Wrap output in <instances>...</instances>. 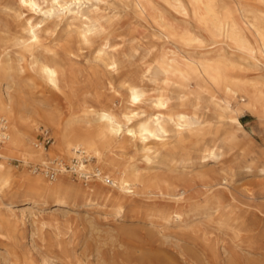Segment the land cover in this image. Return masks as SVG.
I'll use <instances>...</instances> for the list:
<instances>
[{
	"label": "rangeland",
	"instance_id": "1",
	"mask_svg": "<svg viewBox=\"0 0 264 264\" xmlns=\"http://www.w3.org/2000/svg\"><path fill=\"white\" fill-rule=\"evenodd\" d=\"M147 1L166 21L187 27L200 35L202 46L167 42L157 30L156 12L150 8L146 13H140L134 8L133 0L99 1L105 31L102 33L104 35L94 38L90 45H81L75 33L67 34L64 23L58 28L50 25V30L42 35V44L48 47L56 42L61 58L71 71L66 87L60 92H52L48 88L44 92L46 102L61 120L64 121L70 113L79 116L82 109L87 107L109 109L116 113L131 107L127 104V93L122 86L125 81L140 86L148 96L156 95L164 85L160 79L154 83L146 70L163 53L197 57L205 51L202 49L205 45L208 46L206 49H219L235 57L239 63L235 75L239 78L264 80V57L257 54L258 62L241 60L238 57L241 54L229 42L211 38L193 17L184 18L162 0ZM217 1L234 10L244 34L251 46L256 48L258 41L252 30L246 27L245 20L252 19L250 11L264 12V1ZM92 2L98 3L97 0ZM45 5L42 4L43 7ZM31 12L20 9L17 0H0V44L8 46L9 52L14 51L13 37L21 31L20 19ZM7 29H11L9 32L13 34L4 31ZM105 42L111 46L118 60L116 72L108 73L96 60L97 49ZM63 49L68 51L64 52ZM157 54L159 57H156ZM168 94L172 98L171 113L194 110L192 98L188 103H180L176 92ZM219 95L222 96L221 93ZM198 106V115L204 121L206 135L188 139L186 142L189 145L186 142L183 145L169 143L167 148L176 146V151L163 152L166 161L174 158L177 162L187 154L191 158V166H182L179 162L175 165H149L138 142L123 141L122 149L114 148L106 152L108 161H115L120 167L135 165L147 178L162 177L172 186L181 185L184 175L188 173L187 191L181 199L177 201L165 195L162 198L145 189L138 196H121L108 184L99 187L91 182L89 187L94 189L93 192L86 187V178L76 179V175L71 174V179L63 180L70 193L63 204H58L50 193L33 192L20 178L16 179L0 194V217L10 223L6 227L0 223V264H264V108L240 116L242 130L235 132L237 142L228 145L223 140L227 130L229 132L231 129L216 119L214 106L206 100ZM142 110L145 113L153 112L149 103ZM219 125H224L221 128L223 131L217 130ZM210 126L217 132L211 131ZM46 133L52 138L54 131ZM35 141L44 145V139L38 133ZM52 141L45 147L49 148ZM213 146L218 147L222 155L216 159H202L200 150ZM63 162L65 165L66 161ZM10 163L15 175L23 172L31 178L39 177L47 184L52 181L41 173L39 165L23 166L15 159ZM36 167L39 168L36 172L38 176L33 171ZM157 172L159 174L156 175ZM196 173H203L201 180ZM55 178L61 179L59 174ZM210 182V186L206 185ZM162 189L166 192L171 190L166 185H162ZM95 190H100L102 194ZM107 191L111 192L108 199L103 197ZM27 206L37 214V218L27 216L25 221H21L19 215L11 218L12 210L19 214L18 209ZM173 211H180L182 220L179 223L171 220L165 222L162 215Z\"/></svg>",
	"mask_w": 264,
	"mask_h": 264
},
{
	"label": "bare ground",
	"instance_id": "2",
	"mask_svg": "<svg viewBox=\"0 0 264 264\" xmlns=\"http://www.w3.org/2000/svg\"><path fill=\"white\" fill-rule=\"evenodd\" d=\"M92 1L17 0L20 9L33 12L20 19L21 31L18 36L13 37V44L11 43L14 48L13 52L8 51V46L0 44V137L2 138L0 140V194L20 178L33 192L50 193L55 196L58 204H63L66 195L70 193L69 189L63 185V180L71 179V174H74L76 179L86 178V187L90 190L92 188L89 187V183L95 182L99 187L108 184L121 196H138L140 191L145 189L149 193L161 195L162 198L165 195L178 201L187 191V180L190 176L188 173L184 175L181 185L172 186L171 182L167 183L165 178L161 179L162 177L149 176L147 178L135 165L120 167L114 163L115 161H108L106 152L114 148L122 149L123 141L138 142L149 165L156 163L175 165L179 162L182 166H191V158L186 156L187 154L177 162L174 158L166 161L163 152L169 153L176 149V146L167 148L169 143L183 145L188 139L200 138L205 134L204 121L198 115L199 103L206 100L214 106L216 119L219 122H224L231 129L229 132L227 130L228 133L226 132L227 135L223 142L228 145L236 143L238 137L235 132L242 130L240 116L244 113H256L264 108V80L251 81L239 78L235 75L239 64L235 57H231L219 49H206L208 46L205 45L202 48L205 51L197 57L189 54L163 53L154 62V65L146 70L147 75L154 83L160 79L164 85V88L159 89L156 95L148 96L140 86L125 81L122 86L127 93V104L129 103L131 107L120 109L119 113L109 109L95 110L94 107H87L82 109L79 116L70 113L63 121L46 102L44 92L45 88L52 92H60L64 86L66 87L65 84L71 71L60 56L57 43L53 42L51 46L47 47L42 44L41 38L50 30V25L58 28L64 23L67 34L75 33L81 45H90L94 38L105 31L103 24L105 20H102L100 0H97L98 3ZM162 1L184 18L193 17L211 38L229 42L241 54L238 55L241 60L251 59L258 62L260 60L257 54L264 57L263 11H250L252 19L245 20L246 27L252 30L258 41L257 47L254 48L235 17L234 10L229 5H221L217 0ZM42 4H46L45 7ZM133 5L140 13H146L150 8L154 13L156 12L157 30L167 42L179 41L188 46L193 44L202 46L203 39L200 35L187 27H179L166 21L164 16L157 12L147 0H133ZM116 17L118 16L114 18ZM10 30L4 31L13 34L12 31L9 32ZM113 30L115 32V29ZM77 40L76 43H78ZM63 50L64 52L68 51L67 49ZM183 53L185 52L183 51ZM96 60L108 73L118 70V60L108 42L103 43L97 49ZM38 87L41 89L38 90ZM168 92H176L180 103H188L187 101L193 99L194 110L192 112L185 110H176L175 112L173 110L175 113H171L172 98ZM147 103L153 108L152 113H145L142 110ZM212 121L214 122V120ZM219 127L217 130L223 131L220 125ZM50 130H53L54 133L49 148L44 147L41 142L35 141L37 133L43 135ZM217 130H214V127L211 128V131L217 132ZM194 144L196 143L192 145ZM187 145L189 144L187 143ZM203 145L205 146V144ZM200 152V157L205 160L216 159L222 155L216 146L204 147ZM13 159L20 161L23 166L39 165L41 173L43 170L51 169L54 174H59L61 179H56V175H54L52 181L54 180L55 183L50 181L47 184L39 177L31 178L23 172L15 175L10 166V161ZM63 160L66 161L65 165ZM34 169L33 171H35ZM38 175L37 173L36 176ZM196 175L200 176L201 180L203 173H196ZM162 185L170 187V192L164 191ZM206 185L210 186L211 182ZM91 191L94 192V189ZM95 192L101 193L100 190H95ZM110 196V191L103 193V197L106 199ZM211 199H213L212 196ZM26 208L28 209L27 213ZM29 209L31 208L28 206L18 209L19 214H15L12 210L11 218L18 215L21 217L19 218L21 221H25L27 216L37 218V214ZM182 216L180 211H173L164 213L162 218L165 222L171 220L179 223ZM2 218L0 217L2 226L10 225L9 220L3 221ZM139 258L138 260L141 259Z\"/></svg>",
	"mask_w": 264,
	"mask_h": 264
},
{
	"label": "built area",
	"instance_id": "3",
	"mask_svg": "<svg viewBox=\"0 0 264 264\" xmlns=\"http://www.w3.org/2000/svg\"><path fill=\"white\" fill-rule=\"evenodd\" d=\"M41 136H42V139H44V147H45L46 145H48V144L50 143L51 138H50V136H48L47 133H45V134H43V135H41ZM0 140H2L1 137H0ZM34 170H35V171H38L39 168L36 167ZM42 173H43V175H44L46 178H48V179H50V180H52L53 177H54V172H53L51 169L43 170Z\"/></svg>",
	"mask_w": 264,
	"mask_h": 264
}]
</instances>
